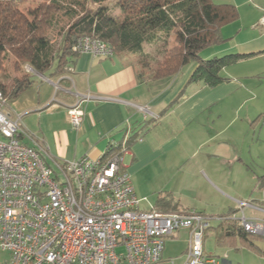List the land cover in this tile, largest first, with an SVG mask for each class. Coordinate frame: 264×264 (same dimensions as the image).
<instances>
[{
	"label": "crops",
	"instance_id": "crops-1",
	"mask_svg": "<svg viewBox=\"0 0 264 264\" xmlns=\"http://www.w3.org/2000/svg\"><path fill=\"white\" fill-rule=\"evenodd\" d=\"M216 1L239 6L242 16L248 13L243 9L245 6L255 7L256 21L251 25V35L242 36L240 44H236L243 54L253 55L252 62L260 68L264 79V26L261 24L264 0ZM227 28V25L222 28V36L228 35ZM243 29L242 25L239 33ZM210 48L218 52L217 45ZM206 50L202 51V59L213 55H203ZM196 66L194 62L188 64L176 77L160 86L159 83L140 81L136 61L130 56L101 58L80 54L67 74L38 75L34 87L8 102L12 105L7 112L13 119H21L23 127L25 119H47L46 129L41 127V137L36 139L49 147L54 158L61 160H75L84 155L99 159L110 144L123 142L140 130L142 139L124 155V164L140 199V208L144 210L156 209L163 213L197 210L207 215L199 208L200 200L193 196L196 185H205L213 191L214 187L224 194L227 192L221 188H230L225 177L230 170H241L243 176L250 178L251 186L255 184L252 192H258V198L253 199L251 194L244 195V198L240 194L234 195L235 198L231 196L240 206L244 202L248 206L230 210L227 214L223 212L219 219L234 215L239 220L245 217L264 221V185L259 180L264 176L262 155L257 156L255 151L249 154L252 163L255 162L260 170L259 176L247 175L252 167L246 158L240 166L235 165L242 158L238 149L240 139L245 140L248 129L249 132L260 129V142L264 136V119L259 122L260 119L203 117L228 93L226 87L232 89L231 94L235 91L238 80L230 79L217 86L218 91H212L215 88L211 89L203 82H190ZM84 96H88L83 101L84 119L77 129L71 124L68 111ZM260 98L263 102L264 91ZM241 166L247 171H242ZM149 182L157 186L159 195L165 193L164 189L169 190L179 202V208L174 210L172 205L156 208L153 194L144 188ZM184 232L189 235L184 229L166 239L162 264H171L173 258L169 257L168 244L179 239Z\"/></svg>",
	"mask_w": 264,
	"mask_h": 264
},
{
	"label": "built area",
	"instance_id": "built-area-1",
	"mask_svg": "<svg viewBox=\"0 0 264 264\" xmlns=\"http://www.w3.org/2000/svg\"><path fill=\"white\" fill-rule=\"evenodd\" d=\"M76 49L94 57L113 55L90 38ZM86 97L68 111L77 129ZM7 104L0 90V247L9 254L0 264H162L166 239L184 229L189 246L183 264H231L227 255L205 252L209 216L197 210H141L124 164L129 149L99 159H56L21 119L11 117ZM240 224L245 232L264 236V221L243 217Z\"/></svg>",
	"mask_w": 264,
	"mask_h": 264
},
{
	"label": "trees",
	"instance_id": "trees-1",
	"mask_svg": "<svg viewBox=\"0 0 264 264\" xmlns=\"http://www.w3.org/2000/svg\"><path fill=\"white\" fill-rule=\"evenodd\" d=\"M67 1L43 0L37 9L25 13L22 6L26 0H0V90L7 103L34 87L38 75L63 76L70 72L80 55L76 47L83 38L106 44L112 56L135 57L140 81L160 86L194 62L197 66L190 82L216 88L228 81L222 76L225 68L253 56L235 53L201 58L202 51L224 41L222 28L239 18L235 5L216 0H115L120 11L117 15L105 5L112 0H86L94 7H82L81 11L70 4L66 14L71 23L55 46L47 34L55 25V14L65 8ZM147 47L153 48L155 55L147 53ZM12 57L11 69H7L5 61ZM140 139V130L133 132L125 144H110L105 155L123 147L130 149ZM259 180L264 185V176ZM171 205L174 210L180 206L170 193L157 198L156 208ZM209 230L214 231L219 245L235 244L240 239L243 245L261 252L253 241L264 236L245 232L234 215L222 218Z\"/></svg>",
	"mask_w": 264,
	"mask_h": 264
},
{
	"label": "rangeland",
	"instance_id": "rangeland-1",
	"mask_svg": "<svg viewBox=\"0 0 264 264\" xmlns=\"http://www.w3.org/2000/svg\"><path fill=\"white\" fill-rule=\"evenodd\" d=\"M42 1L43 0H26L24 6H22V9L25 11V13H27L30 9H37ZM74 1L75 4L70 0L65 2V8L61 12H57L55 14V25L53 29H51L47 34L48 39L55 46H58L61 43L63 39V33L71 23V19L66 14L68 11L67 5H76L75 7H77L78 11H81L82 7H94L92 5H89L86 0ZM255 4L261 6L257 2ZM105 5H107L110 10H112V13L114 15L120 13L119 9L115 7V0L106 2ZM252 7L254 6L252 5ZM237 8L240 12V18L236 23L234 22L235 24L231 23L227 25V30H229V33L228 35L222 36L224 41L217 45L218 52H215L213 48H209V50L205 49L206 51L203 52V55H207L208 53L213 54L212 57H208V59L213 57H222L235 53L243 54L241 52L242 49H240L237 44H240V40H242L243 38L242 36L251 35L250 28L251 25L254 24V22L256 21V13L254 10L255 7L251 9L245 6L243 9H245L246 13H248L246 16L243 15L245 16L243 17L241 15V9L239 8V6ZM242 25L244 26V29L241 33H239L240 27ZM146 52L151 55H155V51L151 47H147ZM201 57L203 58L202 53ZM133 59L135 60L136 58L133 57ZM12 60L13 57L11 60L5 61V66L7 69H11ZM135 61L138 62V60ZM26 66L27 64L24 65V69H26ZM259 69L260 68L257 65L254 66V62H252L251 58L242 59L237 63L226 68L222 72V76L227 78L228 80L234 78L238 80V82L234 85L235 91L231 94L230 92L232 91V89L226 87L225 89H227L226 92L228 91V93H225L223 98L216 105H214L212 109H209L203 117H205L206 119H260L259 122H261V120L264 119V101L261 102L260 96L261 93L264 91V79H262L263 75H260ZM217 89L218 88H215L212 91H218ZM11 105L12 103L10 105L8 104L5 107V110L7 111V109H9ZM25 121H23V125L27 132L30 134V136L34 138L41 137L40 128L42 127L43 129H46L47 119H25ZM254 124H256V122ZM258 124L259 123L257 121L256 125ZM259 130H255V132H249L248 129V132L245 135V140L242 137L238 145V149L240 150L243 159L241 158V162H235V165L240 166L246 158V162H249L250 166L252 167V171L247 172L248 176L255 174L259 176L260 173V170L256 166L255 162L252 163L251 160L253 159H251L249 154H252L255 151L257 153V156L262 155V158L264 159V136L261 137V141L259 142ZM30 139L32 138L27 137L26 140L28 142H31ZM257 142L258 144L255 145ZM240 169H242V171H247L243 166H241ZM225 179L229 181L228 186L230 188L225 189L227 187L223 186L221 190H224L229 195L227 193H221L218 189L214 188L213 186L212 187L214 191L211 189L209 190L207 186L199 183L196 185V192L193 193V196L200 200L199 205H201V207L199 208L205 210L207 215L213 217V219H211L212 227H216L220 224L221 219H219V216L223 215V212L227 214L230 210L241 208L239 203H237L233 199L235 198L234 195L240 194L241 198H244V195L247 196L251 194L253 199L258 198V192H252L254 190L255 184H252L251 186V180L250 182L248 181L250 178L243 176L241 170H230V173L228 174V176L225 177ZM195 183L196 182H194L193 184ZM146 186L147 188H144L147 189L149 193H152L153 198H155V200L157 201L156 198L159 197L158 195L160 192L156 189L157 186H155V184L152 182L147 183ZM163 192L169 193L170 191L164 189ZM141 210H144V208H141ZM205 239L206 240L204 246L206 253L221 256L227 255L231 264H264V239L254 238L253 241V243L260 248L261 252L249 247L248 245H243L240 239H237L235 241V244L227 246L219 245L217 243L215 233L212 230L208 231V234ZM188 243L189 235L184 232L181 234L179 239L168 244V251H170L169 257H172L175 260L178 258L175 264H183L184 258L182 257L184 256L183 254L186 250V247L188 246ZM8 258L9 254L3 251L0 247V262L7 260Z\"/></svg>",
	"mask_w": 264,
	"mask_h": 264
}]
</instances>
